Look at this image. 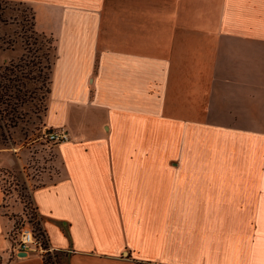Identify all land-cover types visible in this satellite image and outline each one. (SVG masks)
Wrapping results in <instances>:
<instances>
[{
    "label": "crops",
    "instance_id": "crops-1",
    "mask_svg": "<svg viewBox=\"0 0 264 264\" xmlns=\"http://www.w3.org/2000/svg\"><path fill=\"white\" fill-rule=\"evenodd\" d=\"M12 1L54 40L30 197L64 264H264V0ZM9 221L0 264H43Z\"/></svg>",
    "mask_w": 264,
    "mask_h": 264
},
{
    "label": "rangeland",
    "instance_id": "rangeland-1",
    "mask_svg": "<svg viewBox=\"0 0 264 264\" xmlns=\"http://www.w3.org/2000/svg\"><path fill=\"white\" fill-rule=\"evenodd\" d=\"M33 18L27 3L0 0V213L10 220L5 235L10 249L23 223L42 241L30 192L46 179L43 173L59 168L53 143L43 136L54 40L35 30ZM49 254L64 264L63 252L50 248Z\"/></svg>",
    "mask_w": 264,
    "mask_h": 264
},
{
    "label": "built area",
    "instance_id": "built-area-1",
    "mask_svg": "<svg viewBox=\"0 0 264 264\" xmlns=\"http://www.w3.org/2000/svg\"><path fill=\"white\" fill-rule=\"evenodd\" d=\"M43 136L45 140L51 143H61L68 140V133L64 129H47L43 128ZM15 252L23 251L25 255L31 253H37L43 255L46 249L42 245V242L35 237L32 229L27 223L21 224L19 227L18 235L16 238Z\"/></svg>",
    "mask_w": 264,
    "mask_h": 264
},
{
    "label": "trees",
    "instance_id": "trees-1",
    "mask_svg": "<svg viewBox=\"0 0 264 264\" xmlns=\"http://www.w3.org/2000/svg\"><path fill=\"white\" fill-rule=\"evenodd\" d=\"M33 208H34V207H33ZM34 211L36 212L35 208H34ZM39 230H40V234H41V236H42V241H41V242H42L44 248L46 249L45 254L42 255L43 264H60V262H58L57 260H54V259L52 260L50 254H49L50 247L48 246V242H47L46 237L44 238V234H45V233L43 232L42 229L39 228ZM14 243H16V242H14ZM12 245H13V244H12Z\"/></svg>",
    "mask_w": 264,
    "mask_h": 264
},
{
    "label": "water",
    "instance_id": "water-1",
    "mask_svg": "<svg viewBox=\"0 0 264 264\" xmlns=\"http://www.w3.org/2000/svg\"><path fill=\"white\" fill-rule=\"evenodd\" d=\"M23 254H24L23 251H19V252H18V255H23Z\"/></svg>",
    "mask_w": 264,
    "mask_h": 264
}]
</instances>
